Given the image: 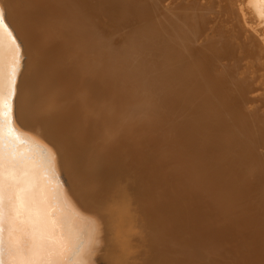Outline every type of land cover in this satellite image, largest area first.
<instances>
[{
  "label": "bare ground",
  "instance_id": "bare-ground-1",
  "mask_svg": "<svg viewBox=\"0 0 264 264\" xmlns=\"http://www.w3.org/2000/svg\"><path fill=\"white\" fill-rule=\"evenodd\" d=\"M0 13V264H264V0Z\"/></svg>",
  "mask_w": 264,
  "mask_h": 264
},
{
  "label": "snow or ice",
  "instance_id": "snow-or-ice-1",
  "mask_svg": "<svg viewBox=\"0 0 264 264\" xmlns=\"http://www.w3.org/2000/svg\"><path fill=\"white\" fill-rule=\"evenodd\" d=\"M8 33L7 25L4 24L2 13H0V43H2L4 35ZM8 35H11L8 33ZM19 53L18 46L12 40V63L10 66V73L8 77V87L5 90L3 81V52L0 48V136H2V129L5 123L11 124V111H12V97L14 95L13 85L15 83L16 69L18 66ZM51 160V158H49ZM3 157L0 153V212L3 208L4 200V177H3ZM18 186V185H17ZM74 247V242L69 238L65 251H71ZM77 264H84L83 261Z\"/></svg>",
  "mask_w": 264,
  "mask_h": 264
},
{
  "label": "water",
  "instance_id": "water-1",
  "mask_svg": "<svg viewBox=\"0 0 264 264\" xmlns=\"http://www.w3.org/2000/svg\"><path fill=\"white\" fill-rule=\"evenodd\" d=\"M12 40H14L15 41V39H13L12 38ZM18 53H19V64H21V59H22V55H21V53H20V49H18ZM19 68V67H18ZM19 70H20V68H19ZM18 70V71H19ZM13 127V126H12ZM13 130H14V133H12V135L11 136H13V137H16V135H18V136H21V139H20V143H27V140L24 138V137H22V133L23 132H21L20 130H17V129H15L14 127H13ZM15 132H16V134H15ZM19 143V142H18ZM5 147L6 148H8L10 151H11V148H13V145H12V142H11V140H10V138L5 142ZM18 147V146H17ZM38 147V146H37ZM37 147H35V146H33V148L32 149H34L35 151H36V148ZM39 148H41L40 146H39ZM38 148V149H39ZM43 150L42 149H39V154H40V160L39 159H36V160H33V161H35V163H36V165H37V167H39L40 166V163H41V157H42V155H43ZM28 159H30V158H28ZM28 159H24V160H28ZM28 161H30V160H28ZM22 165H24L23 163H21V164H18L14 169L15 170H17L18 172L19 171H21V168H22ZM10 169H12V168H10ZM54 203V202H53ZM88 228H89V224H88ZM19 232H20V228H19ZM88 233H90V229H89V231L87 230V232H86V234H88Z\"/></svg>",
  "mask_w": 264,
  "mask_h": 264
}]
</instances>
